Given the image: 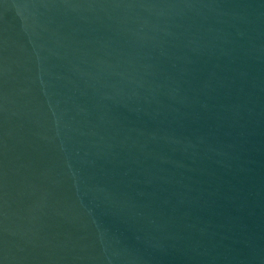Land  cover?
Listing matches in <instances>:
<instances>
[{
  "label": "water",
  "instance_id": "obj_1",
  "mask_svg": "<svg viewBox=\"0 0 264 264\" xmlns=\"http://www.w3.org/2000/svg\"><path fill=\"white\" fill-rule=\"evenodd\" d=\"M0 264H264V0H0Z\"/></svg>",
  "mask_w": 264,
  "mask_h": 264
}]
</instances>
